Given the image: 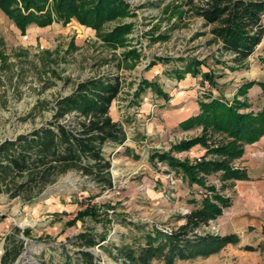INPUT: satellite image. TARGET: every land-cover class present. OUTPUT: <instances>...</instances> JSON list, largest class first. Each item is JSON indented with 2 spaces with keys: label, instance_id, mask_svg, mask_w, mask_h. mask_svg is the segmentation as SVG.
Masks as SVG:
<instances>
[{
  "label": "rangeland",
  "instance_id": "1",
  "mask_svg": "<svg viewBox=\"0 0 264 264\" xmlns=\"http://www.w3.org/2000/svg\"><path fill=\"white\" fill-rule=\"evenodd\" d=\"M123 3L128 15L100 27L84 25L72 17L67 23L54 21L48 26L32 23L25 32L0 9V145L54 122L57 100L72 95L81 83L107 76L121 80L122 90L110 114L127 133L124 145L104 149L112 163L113 189L100 194L94 182L69 172L35 203L12 200L0 191V258L6 235L19 227L29 235H21L24 250L16 264H82V251L92 253L96 264H129L123 254L118 258L122 248L146 246L145 235L153 234L154 229L170 233L185 225V217L197 207L193 201L200 204L208 193L168 162L152 156L170 154L193 167L224 161L209 147L229 139L212 131L206 138L208 148L196 144L185 151L175 149L181 142L205 135L203 126L190 128L186 124L199 115L201 101L209 102L213 96L232 105L237 99L249 105L242 113L255 115L264 107L258 84L246 96L239 94L247 82H264V39L238 67L234 57L223 53L208 34L210 29L203 27L200 18L181 15L183 0ZM125 26L130 32L122 44L104 40L116 27ZM193 61L205 65L199 71L190 66L188 71ZM209 74L215 77V87L206 78ZM146 83L158 85L164 95ZM65 120L71 123L73 116ZM243 156L233 160L232 166L247 174L245 180H224L222 171L197 175L206 187H215L231 201L219 218L196 230L198 235L223 236L219 229L223 217L227 219L239 208L236 182L249 179ZM92 207L101 212L100 217L77 221L81 212ZM87 232L106 235V240L92 248L78 244L77 236ZM230 235L238 236L239 244L209 257L196 256L174 264H264V223ZM246 246L256 250L247 251ZM149 264L166 261L162 256Z\"/></svg>",
  "mask_w": 264,
  "mask_h": 264
},
{
  "label": "trees",
  "instance_id": "2",
  "mask_svg": "<svg viewBox=\"0 0 264 264\" xmlns=\"http://www.w3.org/2000/svg\"><path fill=\"white\" fill-rule=\"evenodd\" d=\"M181 7L184 10L181 15L193 14L203 21V27L210 29L208 34L221 45L223 53L234 57L238 67L253 55L264 39V0H183ZM0 9L15 21L22 32L32 23L48 26L54 21L67 23L72 17H77L84 25L100 27L104 22L128 15L123 0H0ZM129 30L128 26L116 27L104 36V40L111 45L122 44ZM203 65L205 62H190L188 71L193 67L199 71ZM206 78L216 86L212 74ZM146 84L154 87L159 95H164L158 85ZM256 84L264 94V82L252 81L247 82L239 94L246 96ZM121 90L119 77L107 76L81 83L72 95L56 101L54 122L29 135L19 136L15 141L2 143L0 191L6 192L12 200L20 198L24 202L35 203L49 186L69 172L94 182L100 194L113 189L112 163L104 149L108 145L120 147L127 140L123 125L110 114L112 104ZM208 99L209 102L201 101L199 115L186 122L190 128L203 126L205 135L193 141L181 142L175 149L185 151L196 144L209 147L206 138L212 131L229 139L227 143L209 147L210 152L225 160L204 162L193 167L166 153L158 152L152 159L168 162L171 168L183 172L190 183L207 189L211 194L205 193L200 204L193 201L197 207L185 217V225L170 233L154 229L153 234L145 235L146 246L122 248L118 258L123 254L129 264H149V261L162 256L166 264H174L176 260L209 257L240 242L236 235L196 233L198 228L219 218L223 210L231 205L228 198L218 193L215 187H206L204 179L197 178V175L222 171V178L227 181L247 179L244 171L233 168L232 161L244 155L247 145L264 138V107L255 115L241 112L243 108L249 107L246 102L234 99L230 105L221 98L211 96ZM69 116H73V121L64 123ZM100 213L92 207L81 212L77 221L86 216L100 217ZM105 214V220L108 221V215ZM22 234L29 235L19 227H13L6 235L0 264H16L24 250ZM105 240L106 235L99 237L88 232L77 236V243L89 248ZM245 250L256 249L246 246ZM165 251L167 253L164 254ZM79 260L82 264H96L93 254L86 251L80 253Z\"/></svg>",
  "mask_w": 264,
  "mask_h": 264
},
{
  "label": "crops",
  "instance_id": "3",
  "mask_svg": "<svg viewBox=\"0 0 264 264\" xmlns=\"http://www.w3.org/2000/svg\"><path fill=\"white\" fill-rule=\"evenodd\" d=\"M243 157L249 179L236 182L240 206L227 219L223 217L219 226L223 236L264 223V139L250 145Z\"/></svg>",
  "mask_w": 264,
  "mask_h": 264
}]
</instances>
